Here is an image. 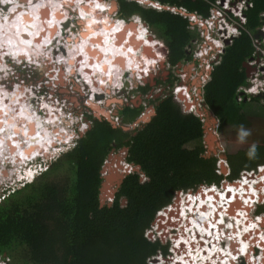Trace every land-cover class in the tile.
Here are the masks:
<instances>
[{
    "label": "trees",
    "instance_id": "obj_1",
    "mask_svg": "<svg viewBox=\"0 0 264 264\" xmlns=\"http://www.w3.org/2000/svg\"><path fill=\"white\" fill-rule=\"evenodd\" d=\"M117 1L119 18L139 14L156 31L164 46L162 56L166 64L173 67L193 58L189 47L199 32L189 28V17L169 9L145 7L136 0ZM158 1L185 7L189 13L197 12L207 18L211 1L215 0ZM252 3L245 10L247 21L241 34L226 46L204 86V104L216 114L221 125L249 124L243 110L245 102L238 100L237 93L240 86L247 84L243 63L256 50L250 34L256 33L262 24L264 0ZM136 20L140 21L138 17ZM176 79L172 74L166 82L168 92L149 100L152 109L146 120L132 130L121 123L114 125L105 110L97 116L84 112L92 125L84 133L79 131L76 145L52 160L38 179L6 193L0 200L1 258L12 259L14 263L10 264H150L148 259L158 252L169 253L168 235L160 233L155 241L145 236L158 211L173 202L175 193L225 179L224 174L216 172L217 156L208 155L204 145L187 146L205 135L204 124L201 116L184 112L176 100L170 90ZM156 81L162 83L159 78ZM139 89L147 95L151 85ZM126 100L128 103L121 104L118 115L128 125L142 117L145 107L129 103L132 100L127 97ZM115 150L126 152L125 160L135 169L125 170L120 185L114 187L116 191L112 194L113 188H109L103 195L102 170ZM248 151L230 159V178H238L242 169H254L264 160V155L249 159ZM257 153H264V147L257 146ZM122 158L118 154L111 166ZM205 201L202 199L207 205ZM198 212L205 213L203 209ZM203 235L208 243L204 249L191 245L192 254L185 258L177 251L176 257L182 264H202L205 259H213L216 249L223 248L219 242L212 243L224 242L223 236L219 240ZM178 243L182 245L181 241Z\"/></svg>",
    "mask_w": 264,
    "mask_h": 264
},
{
    "label": "rangeland",
    "instance_id": "obj_2",
    "mask_svg": "<svg viewBox=\"0 0 264 264\" xmlns=\"http://www.w3.org/2000/svg\"><path fill=\"white\" fill-rule=\"evenodd\" d=\"M6 1L12 2L11 3L12 5H8L6 8H4V15L0 16V26L2 25V28H4V29L0 28V54H1L0 55V70L3 68L2 64L4 65L5 68H8L10 70H8L4 73H0V77L2 80L0 82V94L2 92L5 93L6 91H9L10 95H13L12 94L13 90L17 89L18 86L21 85L22 89L25 90V92H23L21 94L18 93L17 96H19V97L23 96V98H21V101H18V99L15 98V100L17 102L14 100L12 102V104L15 105L17 103V105L22 106L23 109L30 112L32 110V108L36 109V106L39 103L37 97H41V95L45 96L44 99L42 98L44 100L43 103L47 102V104H49L51 102L54 106L55 104L53 101H55V99H52L51 94H50V92L54 89L56 92H58L57 96L61 98V99H57V100H60V102H62L61 107L63 108V111L60 113L61 115L58 116V119L60 120V122L62 121L61 123H64V126L67 129V131L64 130L66 132L64 134V136L67 139L69 138V136L71 134V130L74 131L75 130L74 128H76V126H77V128L79 127L80 132L84 133L88 129V127L92 125V121L90 118H89V120H86L87 115L94 114L97 116V115H100L99 111H104V110L106 111L107 118L114 125H118L121 123V125L127 130H132V129L136 128V126L139 123H141L143 120H146V116L149 114V111L152 109L149 100L153 96L159 95V93H162L166 90L168 92L169 89H167L166 82L169 81L170 76L173 74L178 79L175 80L174 85L172 86V89H170V90L175 95L176 100L180 103L184 112L188 111L186 113H193V114L201 116L203 124H204L203 128H204L205 135L197 141L190 142L187 146L188 147H194L197 145H204L208 155H215L218 157L216 167L219 170L216 169V172L218 174H221L220 170H222V172L224 171V176H225L226 182H224L223 180H225V179H223L218 184H212V185H215V186H218L219 188H222V185H221L222 183H227L228 185L234 184V182L242 176V174L244 173V169H242L240 171L238 178H236V179L230 178L231 171L233 172V164H232V160H230V159H232L233 156L238 155L239 153H241L243 151L250 150L253 144H255L256 146L264 147V98L261 97V98H259V100H253L252 99L253 96H257L259 93L264 92V89H261L260 87H258V90L256 91L257 94H251L250 95V97H251L250 101L247 99L248 95H249L247 93L245 94L247 96V98L239 100V94L241 92H243V90H239L240 88L238 89V93H237L238 100L245 102V106H244L243 110L247 114L246 117L249 120V124H246V125L224 124L223 127H221V126L218 127L219 126L218 125L219 124L218 117L207 105L204 104V86L210 80V70H206L207 68H205L201 64V61H202V63H204V62H206V60L199 58L200 57L199 48L201 47V44L203 41V39H201L199 36H198L199 38H197L198 42L195 44V41L193 40L191 47H189L190 52L194 54L191 61L188 60L184 63H180L177 66L172 67L170 64H166L165 59L162 56L163 51H164V46H162L161 41L159 40L156 31L153 30L148 25V23L142 19V17L139 14L128 16L124 19L129 21V23L133 22L132 24H135L137 22H140V21L136 20V17L138 16V18L140 20L142 19L141 23L144 22V24L150 28L151 34L154 37L153 38L152 36H150L152 38L151 46H149L148 43H146V39L143 37L141 41H142V44L144 46L145 45L146 46H145V48L143 47L142 48L143 50L139 51V52H142L144 54L149 53L150 55L153 56V59L155 60V62L152 65H150V61L147 62V60H145V62H144L145 65L144 64L142 65V63H140V67L134 68L135 71L130 70L129 73L126 74L124 80L127 82L130 80V87H132L131 90H128L126 88H125V90L124 89L123 90L117 89L120 87V84H117L116 82H115L116 85L114 82H109L106 84L107 80H106V78L102 77L103 73H99L97 75V77L95 78V81L97 83L96 88H94L91 84L88 87H86L85 83L77 77V74L75 71V66L77 68L79 66H78V63L76 62V60L74 59V62L72 64H70L68 62V59H71L74 56H71L70 52L66 53L65 51H67V45H72L73 41L76 37L80 38V36H79V35H81L80 31H84L85 38L89 39L90 42H92L91 40H93L95 44H98L99 41L101 40L102 34L100 33L101 36L98 35L99 29L97 28V25L91 24L88 21H87L88 23L86 24L84 21H82L77 16V13L75 10L77 6H75V4L71 5V4H68V2L63 3L64 7L68 11V13L66 12L67 14H64L63 12L54 13L55 10L52 7L53 5H49L48 7H44V10H45V11L43 10L44 11L43 12L44 17H47L49 20L52 19V21L51 20L50 21L53 25L50 27L51 29L48 30V32L51 31L52 34L48 35V36L39 37V38H37L36 42H40L42 44V43H44L43 41H44L45 37H47L48 38L47 40H49L50 38H53L54 33L55 34L57 33V35H59L57 37H59L61 39L66 38V41L61 40V39H59L61 41L56 39V41L53 43H52L53 40L47 41L48 47H46L42 51L38 48L37 45L35 48H32V49L29 48V49L33 52V56L35 58L39 59L37 63H39V62L45 63V61H47V59H49V61L52 62V64L53 63H55V64H53L52 67L48 70H43V67L39 66L37 64H36V66L29 68V66H26L24 64H19V61H17L16 63H12L13 65H7V59H9V57L7 55L8 54L12 55V53H17V51H15V50H13L11 52L8 49L9 47H7L8 41L5 37V35H9V34L15 35L14 34L15 31L17 32L15 27L13 28V25H11V22H9V20H10L9 15L10 16H11V14L14 15L15 11H16L17 14L21 12L26 17L29 15V14H26L27 11L33 12V10L30 7L31 6L30 2H32V3L34 2V4H35L34 6L36 9V7H38V8L40 7L39 5L42 3V1H40V0L39 1L38 0H32V1L31 0H20L19 1L20 3L17 4L18 0H0V3L2 4ZM49 1L51 3L55 2V0H48V2ZM58 1H60V0H58ZM74 1H72V2H74ZM113 1L116 2L115 3L116 6H114ZM153 1H155V0H153ZM69 2L71 3V1H69ZM76 2H77V0H76ZM97 2L100 5L99 7H101L100 13H102V12L104 13V16L106 17L107 23H109L111 21L112 23H114L119 28V32H121L122 30L120 28H122L123 25H121V24L123 22L121 19H119V14H118L119 3H118V1L117 0H97ZM214 2L212 1V3H214ZM140 5L145 6V7H151L150 6L151 4L148 5V4L142 3ZM113 7H114V9L112 11H110L111 8H113ZM169 10L176 13V14H179L177 11L175 12L171 9H169ZM43 14L40 17H42ZM190 14H199V13L194 12V13H190ZM263 16H264V12L261 13L262 24L260 27H258L257 32L260 29H262L264 31ZM31 17H33V16L31 15L30 18ZM185 18H187V17H185ZM197 18L200 19L199 16H197ZM246 18H247V16H246ZM32 19H34V17ZM66 19L68 20V21H66L67 25L65 26V23L62 22L61 24H63V26L61 27L60 21H62V20L65 21ZM118 19L121 20V22H119ZM31 21L28 20V23H30ZM246 21H245V23H246ZM7 22H9L8 26L12 27L14 29L13 31H12V28H9V27L6 28L7 30H5L4 24ZM100 22L103 23L101 20H100ZM245 23H243V27H244ZM126 24L128 25V22ZM196 24L197 23H195V25L190 23L189 28L191 30L196 29V28L199 30V28L196 26ZM144 26L142 25L140 27H144ZM42 29H44V27H42ZM137 30H138V26H137ZM25 32L30 33L31 31L29 30V28H28V30L26 28ZM257 32L253 33L254 39H261L262 41H264V35L263 36L260 35L259 37H255ZM17 34H18V32H17ZM116 34H119V33L117 32ZM142 35H144V34H142ZM27 36H28V34H27ZM33 36H35V35H33ZM21 39H28V37L27 38L24 37ZM80 41H81V39H80ZM232 41H233V39L230 40L229 44H231ZM10 42H12V41H10ZM17 43L21 44L18 41V39H17ZM212 44H213V42H212ZM214 47L217 48V46H214ZM146 49H150V51H145ZM36 51H38V52H36ZM64 52L68 56H66ZM49 53H51V56H56V57H52L53 60L58 59L59 63L61 61H63L62 65H59V63H57L56 61L53 62L52 59L49 56H47ZM146 56L148 57L147 54H146ZM207 56L208 55H205V52L202 55V57H205L206 59L208 58ZM64 57L66 58V60L63 59ZM10 62H11V59H10ZM194 62H197V64H195ZM86 63H87V61H86ZM132 63H134V61ZM70 66H72L74 68V79H75L74 88L75 89H73L71 84H68V81L70 79L68 69ZM141 68H143V69H141ZM27 69H29V70L27 71ZM59 69H60L61 74L59 72ZM131 69H133V68H131ZM139 69H141V70H139ZM261 70H264V69L262 67H260L258 70H255V72L253 74L251 73L252 75L248 76L250 81H251L252 77L257 73V71L261 75H264V72H261ZM205 71H206V74H205ZM11 72H14V74H11ZM249 72H252V70H250ZM8 73H10V74H8ZM51 73H53V74H51ZM99 76L103 78V79L101 78V80L104 82V85L102 88H101V80H100ZM158 78L162 81V83H157L156 79H158ZM17 82L19 84H17ZM146 84H150L151 89L148 90L147 95H145V94L142 95L140 93L139 87L144 86ZM40 85H41V88H40ZM245 86H248V85H245ZM109 87L111 88V91L107 90V89H109ZM185 87L189 90L190 95H191V102L195 105L196 109L195 108L184 109L185 108V105H184L185 100L187 101V99L185 97H181V95L182 96L184 95L183 89ZM95 90L99 91L98 97L96 95H94ZM130 91H133V92H130ZM13 93H16V92L14 91ZM126 97L128 99L132 100V101H129V103H132L133 105H138V106L143 105L145 107L144 110L146 113V114L142 113L141 118H138L136 120V122L130 123L128 125L125 123H122L121 122L122 118L118 115L119 109L122 107L121 104L128 103V102H126L127 101ZM258 97H260V96H258ZM4 98H5V95L2 96V99H4ZM43 103H42V105H43ZM0 109H3V108L0 107ZM89 109H91L94 112H91ZM58 111H60V108H58ZM85 111L88 112L87 115L84 113ZM144 114H145V116H144ZM41 116L42 117H40L41 118L40 119L41 120L40 128H43V126L46 125V129L49 130V127H50L49 123L43 121L44 116L42 113H41ZM47 120H49V118ZM53 124H58V123L53 122ZM35 127H37V125H35ZM56 127H58V126L56 125L55 128ZM241 129L250 133V135H248L245 138L244 142H241L239 140V133H240ZM24 137H26V135L20 136V140L24 141L25 140ZM78 139L79 138H77V140ZM74 143H75V141H73V143L70 147H72L74 145ZM76 143H77V141H76ZM70 147L64 146L65 149L63 148L62 153L69 150L68 148H70ZM59 149H60V147H55L50 152H54V151H57ZM18 151H19V149H18ZM18 151H17V153H19ZM118 152H119V150H115L114 152H112L110 157L105 161L106 167L103 168V170H102V175L105 177V180L103 181V186H102L103 187L102 188L103 195L105 194L106 191L108 192L110 190L109 188H113V190L111 191L112 194L116 191V188L114 189V187H117L120 185V183L123 179V175L125 174L124 173L125 170H127L129 172L130 169H132V168L135 169V166H133V164H130L132 167L128 166V162L124 158V155L127 156V153L124 151L121 153H118ZM118 154H121L123 156V158H122L123 160L119 161L117 163V165L111 166V163H110L111 160L115 159ZM218 154H222L224 157L228 158V159L223 158L224 160L222 159L223 160L222 169H220V164H221L220 162L222 160H220L221 158H219ZM262 155H264V153H262V154L257 153V156L254 159H257V158L261 157ZM13 156H14L13 154L8 152L7 159H6V160H8V162H6V160L2 162L0 159V162L2 163V165L1 164L0 165H1V168L3 169V170L0 169V190L2 188L7 187L6 185H8L10 183H14V186L18 187V183L16 180L18 177L17 175H19L21 172V169L16 168L14 166V165L18 166L17 162L16 163L13 162V164H10V158H8V157H12L14 159ZM32 156H35V155L32 154ZM220 157H222V156L220 155ZM233 159H234V157H233ZM35 160L37 161L38 159L36 158V159H34V161ZM261 161H264V160H261ZM229 163H230L232 170L230 169V166L228 165ZM261 164H264V162L258 164L256 166V168H254V170L255 169L258 170V166ZM108 165H110V166H108ZM121 165H123V167H121ZM247 170L251 171L252 169L251 170L247 169ZM4 171L9 175H7V174L4 175V173H3ZM36 179H38V178H36ZM223 187H224V185H223ZM199 189L200 188L195 187V188H191L190 190L188 189L186 191H192L191 193L198 192V191L201 192ZM202 193H203V191L201 192V194ZM112 194L110 197H113ZM178 194L179 193H175V196L173 197V202L169 204V205H171V207L169 208L170 210L176 208L175 204H178V201L180 200V198H178ZM2 198H3V195H0V200ZM108 200H111V199L108 198ZM260 203L261 204H258V207H260L259 210H256V211L251 210V213L253 214L252 220L255 219L254 214L255 215H259L261 213L264 214V205H263L262 201H260ZM169 205H167L165 207H168ZM177 208H176V210H178ZM166 211H169V210H166ZM175 212H177V211H175ZM170 214L173 216L179 217L178 212H177V215H175L174 213H170ZM228 219H229V217H228ZM157 220L158 219L156 218L155 224L150 227V230L157 229V225H156ZM261 220H262L261 222L263 223L262 225H264V216L262 217ZM225 221H227V220H225ZM179 222H181V221H179ZM206 222L209 223L208 220ZM161 223H162V221L160 220L158 222L159 228L157 229L156 233H158V235L160 233H164V234H168V236H170V232L168 230L174 229L172 227H175L176 225H174V223H172V224L169 223L168 220L163 225H161ZM193 223L196 224V221L193 220ZM225 229L227 230V227H225ZM148 231H149V229L147 228L146 232H145V236L149 240L155 241L156 239H151L148 237V235H147ZM238 234H239V231H238ZM223 245L224 246L228 245V240H226V238H224ZM171 246H172V243H171ZM171 246H170V244L168 246L169 252H171ZM188 254H190V255L192 254L190 252V249H188ZM261 254H262V252H261ZM157 257H159V252L156 255L150 257L148 259V262L150 264L151 263H153V264H160V263L166 264L162 260H160V261L157 260L156 259ZM166 259L167 258L164 257V260H166ZM225 260H228V258L223 257L222 261L225 262ZM250 261H251L250 259L248 260L245 257L244 258L241 257L237 260V262L235 264H251ZM12 262H13L12 259L6 258V260H4L3 258L0 257V264H10ZM252 264H254V263H252Z\"/></svg>",
    "mask_w": 264,
    "mask_h": 264
},
{
    "label": "bare ground",
    "instance_id": "obj_3",
    "mask_svg": "<svg viewBox=\"0 0 264 264\" xmlns=\"http://www.w3.org/2000/svg\"><path fill=\"white\" fill-rule=\"evenodd\" d=\"M19 1L20 0H18V3L17 2L16 3L19 4L20 3ZM40 1H42V3L39 5L40 7L39 8L36 7V9L34 6L35 5L34 2L33 3L30 2V4H31L30 7L34 13L32 11H27L26 14H29V15L25 17L23 13L20 12L17 14V12L15 11L14 15L13 14H11V16L9 15V19H10L9 22H11V25H13V28L15 27L18 34L20 35V38H24V37L27 38L28 37V39H21V40L26 41V43H29L30 41H34L36 43V45L38 46V48L42 51L43 49H45L47 47V45H48L47 41L53 40L55 38V36H57V33L56 34L54 33L53 38H50L49 40H47L48 38L45 37L44 41H43L44 43L41 44L40 42H36L37 38L43 37V36H48V35L52 34L51 31L48 32V30L51 29L50 27L53 25L51 23L52 19H50L51 20L50 21L47 17H44V14H43V12L45 11L44 7H48L49 5H53L52 7L55 10L54 13L63 12L64 14H67L68 11L64 7L63 3L68 2V4H71V5H73V3H74L75 6H77L75 9L77 16L82 21H84L86 24L88 22L91 24H96L97 28L99 29L98 35L101 36V34H102L101 40L99 41V43L95 44L93 40H91L92 42H90L89 39L85 38L84 31H80V34H81V35H79L80 38L76 37L74 39L72 45H67V51H65L66 53L70 52L71 54L70 53L69 54L71 56H76V57H73L71 59H68L69 62L72 63V62H74V59L76 60V62L78 63V66H79V70L83 74L84 79L86 81H88L94 88H96V86H97V83L95 81V76H97L99 73H103L102 77H108L109 82H114V83L116 82L117 84H119V81L122 79V77H121L122 73L124 71H130V70L135 71L134 68L140 67V63H142V65L143 64L145 65V63H144L145 60H147V62L150 61V65H152L155 62V60L153 59V56L150 55L149 53H146L148 55V57H147L146 54L139 52V51H142L143 50L142 48L144 47V45L142 44V41H141L143 37L146 39V43H148V45L151 46L152 38L150 37V35L148 33H146V27L144 26V23H143L144 27L138 26V30H137L136 24L128 23V25H127L126 24L127 22L122 23L121 25H123L122 26L123 29L120 28L122 31L119 32V28L114 23H112L111 21H110L111 24H110V22L107 23L105 16L100 18L102 16V13H100V11H99L100 5L97 2V0H77V2H72L74 0H71V3L69 2L70 0L69 1L68 0H60V1L55 0L54 3H51L50 1L48 2V0H40ZM86 1H87V3H85ZM90 3H92V5ZM113 9H114V7L111 8L110 11H112ZM42 14H43V16L40 17ZM31 15L34 17V19H32L33 17L30 18ZM28 20H30V21L32 20V21L30 23H28ZM100 20L103 23H101ZM66 21H68V20L66 19L65 21L64 20L60 21L61 27L63 26V24H61L62 22H64L65 26H66V24H67ZM9 22L4 24L5 30H7L6 28L9 27L8 26ZM119 22H121V20H119ZM140 24H142V23L139 22V25ZM42 27H44V29H42ZM0 28H2V25L0 26ZM9 28H12V27H9ZM13 28H12V31L14 30ZM26 28H27V30L29 28V30L31 31L29 33L30 35H28V36H27V33L25 32ZM2 29H4V28H2ZM128 30H129V34H128ZM23 31L25 33H23ZM117 32L119 34H116ZM131 33H134V35L131 36ZM135 34H137V35H135ZM142 34H144V35H142ZM33 35H35V36H33ZM122 35H124L123 39H121ZM5 37L8 41L7 47H9L8 49L11 52L13 50H15V51H17L18 54L24 55V52H23L24 49L30 51L31 48L27 49L28 47L25 48V46L17 43V39H16L15 35L9 34V35H5ZM128 37H129V41H128ZM29 38H31V39H29ZM80 39H81V41H80ZM61 40H63V38ZM10 41H12V42H10ZM30 45H31V43H30ZM145 51H150V49H146ZM36 52H38V51H36ZM17 53H15V54H17ZM66 53H65V55L68 56ZM65 57H64V59H66ZM86 61H87V63H86ZM133 61H134V63H132ZM50 67H52V65H50ZM131 68H133V69H131ZM141 69H143V68H141ZM141 69H139V70H141ZM2 70H3V68L0 70V73H2ZM27 71H28V69H27ZM53 73H51V74H53ZM60 74H61V72H60ZM102 77L99 76L100 80ZM1 81L2 80L0 77V82ZM82 81L84 82L83 79H82ZM84 83H85L86 87H88L86 82H84ZM116 83H115V85H116ZM17 84H19V83L17 82ZM103 85H104V82L101 80V88L103 87ZM18 90H21V89H19V88L15 89L16 93H13V95H10L9 91H6L5 92L6 94L4 92H2L0 94V107L3 108V111L2 112L0 111V159L2 162L5 161L7 159L8 152H10L11 154L14 155L13 156L14 159L12 157H8V158H10V161L12 159V164H13V162L18 163L17 164L18 166L14 165L16 168H19L22 165L28 164L31 160V157H33L32 154L36 155L41 150H45V149H48L50 146H54L55 142H56L55 138L50 134L49 130L46 129V125H44L43 128H40V126H41V120L40 119L41 118L36 114V112H32V110H31L30 111L31 113H30L27 110L23 109L22 106L17 105V103L15 105L12 104V102L15 100V98H17L18 101H21L22 97L17 96ZM97 93H99V91L95 90L94 95L97 96ZM3 95H5L4 99H2ZM53 117L54 116L48 117L49 120H47L48 118H45V119L43 118V121L49 123L51 120L57 118V117H55V118H53ZM2 121H4V122H2ZM56 123H58V122L56 121ZM35 125H37V127H35ZM58 128L59 127H56L55 129L58 131ZM24 135H26V137H24L25 140L21 141L20 136H24ZM18 149H19V151H18ZM17 151L19 153H17ZM6 162H8V160H6ZM0 164L2 165L1 162H0ZM1 165H0V169H2ZM222 167H223V165H222ZM3 173H4V175L7 174L5 171ZM249 176L250 175H247L245 180L242 182L243 184H249V187H247V185L238 186L237 184L236 185L229 184L230 187L228 188L227 192H225L224 189L223 190H217L216 188H212L213 190H216V192H217L216 194H214L211 190L207 193L206 197H204L205 195H203V193L198 196L200 203L203 205V207L201 209H203V211H205V213L199 212V214L200 215H205V214L211 215L212 213H215V219H211V217H209L207 219L209 221V223L207 224V222H205V220L203 222V219L201 216H199V219H198L197 216L193 215L190 218L191 222L187 223L188 225L191 224V227L187 229V231H188L187 234L192 236L191 239L189 240L187 235H184L183 233H181V236L179 237V241L182 242L183 240H187L188 249H190L192 247L191 245H194L193 242H196V244L194 245V249H196L198 247L199 250H202V248H200L201 247L200 245H203V243L201 240H199V236L203 240V239H205L203 234H205V235L209 234V235H212L214 237H217L219 240L223 236L224 238H226V240H228V246H229L227 249H224V248L220 249V247H219L212 254L213 259L212 260H206L205 259L203 261V263L206 261H210L211 264H227V263L228 264H234L235 262L233 261L232 257L237 258L239 255L237 239H240L241 243L243 245V253H241V255H243L246 252L247 240H245L243 238L244 233H246V232H248V234H250L251 236L254 235L256 237L252 241V244H258L260 242V244L263 245L262 248H264V225H262L263 223L258 222V221H252V219L250 218L251 222H250V224H247V222H243L245 217L240 216L241 220L236 218V221L238 222V227H237L238 229H236L233 218H231V221L229 223L227 221H225V220H227V216H225V214L223 213V209H222L224 206L227 207V204H224V203H226L227 200H229V201L234 200L235 198H237L238 195H240L241 198H244V200L246 201V204L255 203V201L257 200V196L258 197L261 196L262 192H264V177L255 178L254 176L251 175L252 178H249ZM257 183H259L261 185L260 189H259ZM248 188H250L251 192L248 191ZM230 193H232V195ZM230 196H231V198L229 199ZM187 197H188L189 201H194V200L197 201V195L189 194V195H186L185 197H182V202H183L182 208H183V210H182L181 215H182V217L185 218V220H188V217L185 216V214L187 212V207L185 206V204L188 203ZM254 197H256V198H254ZM204 198L207 201V205L202 203V199H204ZM230 206H232L231 203H230ZM177 209H179V208H177ZM216 209H218V211H216ZM209 210H211V211L208 212ZM232 210L235 211L234 208H232ZM170 213H173L172 210L170 211ZM218 213H220V215L222 214L224 216V217L222 216L223 219L220 218V221H222V225H219L216 221V217H217ZM237 217H239V215ZM193 220L196 221L195 226H193V224H192ZM226 224H228L229 227H231V228H227V230H226L225 229V227H227V226H225ZM212 226L218 227V229L213 230ZM238 231H239V234H238ZM231 238H233V239L231 240ZM250 243H251V241H250ZM196 245H198V246L195 247ZM263 254H264V252H263ZM175 255H177V251H176ZM223 257H227L228 260H225V262H221L220 260ZM252 260L255 263L256 262L257 263L258 262L264 263V255L263 256L261 255L258 258L252 256Z\"/></svg>",
    "mask_w": 264,
    "mask_h": 264
},
{
    "label": "built area",
    "instance_id": "obj_4",
    "mask_svg": "<svg viewBox=\"0 0 264 264\" xmlns=\"http://www.w3.org/2000/svg\"><path fill=\"white\" fill-rule=\"evenodd\" d=\"M137 2H139L140 4H151L150 6L153 8H156L158 10H162V9H171L173 11H177L179 14H181L184 17H189V20L191 21V24H196V26L199 28V30L197 29V31L199 32V37L201 39H203L201 47L199 48V54H200V59H204L206 60V62L201 63L202 66L206 67V70H210L213 68V66L215 64H217L219 62V57L220 54L224 51V46L225 43L224 41L227 39H233L234 37L238 36L241 33V30L243 28V23H245V21L247 20L246 18V14H245V10L248 9L249 7H252L253 3L252 0H216L214 3H212L211 1V8H210V16L205 18L200 14H190L188 12V10L184 7H177V6H170V5H166L163 4L162 2L158 1V0H136ZM197 16H199L200 19L197 18ZM123 22L125 21L124 19L122 20ZM193 25V26H194ZM197 37V38H199ZM221 38V39H220ZM195 44L198 42V39L194 40ZM213 42V44H212ZM221 44V45H220ZM214 46H217V48H215ZM254 46H255V57L254 59H252L249 64L251 66H255L256 70H258L260 67L263 68L264 66V41H262L261 39H254ZM208 55L207 59L205 57H202V55L204 54ZM260 60V62H259ZM264 69V68H263ZM261 72H264V70H261ZM258 87H260L261 89H264V75H261L258 71L257 73L252 77L251 81L248 83V86H241L239 87V90H243V92H241L239 94V100H242L244 98H247V96L245 95L246 93L249 94L248 95V100H251L250 95L251 94H257V90ZM184 91V95L181 97H185L187 99V101L185 100V108L184 109H192L195 108V105L191 102V95L189 90L185 87L183 89ZM259 93V92H258ZM188 112V111H186ZM146 114V113H145ZM144 114V115H145ZM223 158H221L220 160H222ZM224 160V159H223ZM223 160L220 162V169H222V162ZM128 166L132 167L130 164H128ZM127 169V168H126ZM219 170V169H217ZM224 172V171H223ZM222 170H220V173H223ZM259 177H264V165H259L258 166V171L255 169H252L251 171L249 170H244V173L242 174V176L240 178H238V180H236L234 182V185H238L241 186L243 179L245 180V178L247 177V175H250L249 178H252L251 175L253 174H257ZM143 177L145 178V176L143 175ZM224 182H226V179L223 180ZM222 187L224 185V187H226L224 189L225 192H227L228 188L230 187V185H228L227 183H222L221 184ZM244 186V185H243ZM205 189V196L207 195V193L209 191H211L209 185H204ZM180 196L185 197L188 193H184V191H181ZM232 195V193H231ZM256 198V197H254ZM230 199V197H229ZM263 203H264V196L260 199ZM183 203V202H182ZM230 203L232 204V206H230ZM246 203V201H245ZM187 204V203H186ZM185 204V206L188 209V212H186L185 216L187 215H191V212H193L192 210V206H187ZM227 207H223V213L225 214V216H227V222L229 223L231 221V218L234 219V223H235V228L238 229V222L236 221L237 216H244V220L243 222H247V224H250L251 220V210L256 211L258 209V205L256 204L255 207L252 206L251 208H248V206L243 205V204H238L237 203V199L235 198L234 200H227L226 203ZM223 204V205H224ZM200 206V205H199ZM171 205H169L168 207H164L162 210H160L158 212V216H157V229L159 228L158 226V222L161 220L162 224H165L167 221V218L169 217L168 215L170 214V208ZM254 207V208H253ZM202 207H199V210ZM232 208L235 209V211L232 210ZM169 210V211H166ZM181 210H183L182 206H181ZM198 210V211H199ZM260 216L264 215L263 213L259 214ZM259 215H255V220L253 219L252 221H257L260 216ZM197 216V218L199 219V216L202 217L203 222L204 220L206 221L209 217H211V219H215V213H212L211 215H200L199 212L195 215ZM223 215L220 213H218L217 217H216V221L219 225H222V221H220V218L223 219L222 217ZM161 217V218H160ZM229 217V219H228ZM164 219V220H163ZM172 219H175L174 216H172ZM252 219V218H251ZM190 220V218H189ZM214 221V220H213ZM208 224V223H207ZM227 228H231L228 227L229 225L226 224ZM191 227V224H183L181 223L180 225H178V227H173L175 229V231H173L170 236H169V240L172 243L171 246V251L173 252V254L168 258V264H182L181 261L179 259H177L176 257V251H179V254L185 258L186 255L188 254V242L187 240H183L182 241V245H179L178 241H179V237L181 236V233H183L184 235H187L189 240L191 239L192 236H190L187 231L188 228ZM212 226L213 230L218 229V227ZM157 229L155 230H150L148 231L147 235L149 238L151 239H156L157 238ZM206 236H210L209 234H207ZM254 235H250V240L253 241L254 240ZM244 238H247V235H244ZM256 238V237H255ZM199 240L202 241L203 245H200V248H205L207 245V241L205 239H201L199 236ZM212 243H215L216 245H218V242L220 244L223 245V242L221 241H214L212 240ZM193 244L195 245L196 242H193ZM260 244V242L258 243ZM198 245H196L195 247H197ZM260 247H263L262 244L259 245ZM225 247H229L228 245H225ZM263 250V248H262ZM252 252H255V250H252ZM160 254V252H159ZM162 256L159 255V258H161ZM223 259V258H222ZM221 259V262H223ZM233 260L236 259V257L232 258ZM252 263V262H251ZM201 264V263H200ZM202 264H211L210 261H206ZM228 264V263H227Z\"/></svg>",
    "mask_w": 264,
    "mask_h": 264
},
{
    "label": "clouds",
    "instance_id": "obj_5",
    "mask_svg": "<svg viewBox=\"0 0 264 264\" xmlns=\"http://www.w3.org/2000/svg\"><path fill=\"white\" fill-rule=\"evenodd\" d=\"M138 17V16H137ZM136 17V18H137ZM141 18V17H140ZM124 19V18H123ZM125 21L123 22V23H126V22H128L129 23V21H127L126 19H124ZM142 20V19H141ZM141 20H140V22H141ZM135 21V20H134ZM144 23V22H143ZM145 25V24H144ZM145 27H146V33H148L150 36H152L153 37V35L151 34V31H150V28L147 26V25H145ZM137 35V34H136ZM239 36V35H238ZM237 37V36H236ZM137 38V37H136ZM154 38V37H153ZM235 38V37H234ZM233 38V39H234ZM144 43V42H143ZM224 43H225V46H224V50H225V48H226V46H227V44H226V40L224 41ZM146 46V45H145ZM144 46V47H145ZM194 55V54H193ZM191 61V60H190ZM159 62V61H158ZM201 63H202V61H201ZM206 68V67H205ZM263 68H264V66H263ZM127 73H129V71H124L123 73H122V79L119 81V84H120V87L119 88H117V89H120V90H125V88L126 89H128V90H131L132 89V87H130V80L127 82V81H125L124 80V78H125V76H126V74ZM137 89V88H136ZM134 91V90H133ZM133 91H130V92H133ZM129 92V93H130ZM128 93V94H129ZM145 116V115H144ZM75 129V130H74ZM73 130L74 131H72L71 130V134H70V136H69V138L67 139L65 136H64V134L66 133H64L62 136H60V135H52L54 138H55V140H56V142H55V145L54 146H50L49 148H48V153H49V155H45V156H42V155H40V152L39 153H37L35 156H33L32 157V162L34 163V165H36V166H38L39 167V165L40 166H43V170H40L38 173H36L35 175H32L31 177H30V179H25L24 181H21L20 183H18V187H20V186H23L24 184H26L27 182H30V181H33V180H35L36 179V177L38 176V175H40V174H42L43 172H45L47 169H48V167H49V165H50V163H51V161L52 160H54L57 156H59L62 152H63V148H64V146H67V147H70L71 145H72V143H73V141H75V143H74V145L76 144V141H77V138H79V136H78V134H79V127L77 128V126H76V128H74ZM82 133V132H81ZM248 135H250V133L249 132H247V131H244L243 129H241V131H240V133H239V140L241 141V142H244L245 141V138L248 136ZM73 145V146H74ZM72 146V147H73ZM55 147H60V149L59 150H57V151H54L52 154L50 153V151L52 150V149H54ZM71 148V147H70ZM65 149V148H64ZM42 151H44V150H41V152ZM42 154V153H41ZM247 155H248V157H249V159H254V158H256V156H257V146L255 145V144H253L252 145V147H251V149L247 152ZM38 159L37 161L35 160L34 161V159ZM10 164H12V159H11V161H10ZM121 167H123V165H121ZM42 168V167H41ZM258 171V170H257ZM221 174H224V172L223 173H221ZM7 175H9V174H7ZM253 175V174H252ZM255 178H257V177H259L258 176V173L257 174H254L253 175ZM243 181H244V179H243ZM258 184V187H259V189L261 188V185L259 184V183H257ZM243 185H247V187H249V184H243L242 183V186ZM7 187H5V188H2L1 190H0V195H6V193H10V192H13L14 190H16L18 187H12V185L11 184H8V185H6ZM12 187V188H11ZM209 187L211 188L210 190H212V192L214 193V194H216L217 192H216V190H213L212 188H216L217 190H223V189H225L226 187H222V188H219L218 186H215V185H209ZM205 187H204V185H202L201 187H200V191L202 192L203 191V195H205ZM248 191H250V188H248ZM181 192V191H180ZM180 192H178V193H180ZM192 191H187V192H184V193H188L187 195H189V194H192V195H197V201L196 200H194V201H189V199H188V197H187V206H192V211L193 212H191V215H187V217H188V220H185V218L184 217H182V215H181V213H182V210H181V206H183V203H182V196H180V194H178V198H180V200L178 201V204H175V206H176V208L178 207L179 209L178 210H176V208L175 209H172V211H173V213L175 214V215H177V212L179 213V217H176V216H174L175 217V219H172V216L173 215H168L169 217L167 218V220H168V222L169 223H174V225H175V222L176 221H178V220H182V223L183 224H187V223H190L191 221L189 220V218H191L193 215H196L197 213H198V210H199V207H203V205L200 203V201H199V199H198V196L199 195H201V192H193V193H191ZM251 192V191H250ZM199 193V194H198ZM231 194V193H230ZM3 196V197H4ZM264 196V192H262V194H261V196H257V200L255 201V203H253V204H246L245 203V200H244V198H241L240 197V195H238L237 196V203L238 204H243V205H246V206H248V208H251L252 206H254L255 207V205L257 204H261L260 203V199L262 198ZM204 197H206V196H204ZM230 198H231V196H230ZM205 199V198H204ZM205 202H207V201H205ZM200 203V204H199ZM263 203V202H262ZM200 205V206H199ZM263 205H264V203H263ZM205 207V206H204ZM253 207V208H254ZM260 207H258V209H259ZM257 209V210H258ZM162 210V209H161ZM160 211V210H159ZM158 211V212H159ZM171 211V210H170ZM169 211V212H170ZM175 211H177V212H175ZM216 211H218V209H216ZM187 212H188V209H187ZM189 213V212H188ZM190 214V213H189ZM157 216H158V213H157ZM157 216H156V218H157ZM260 216V215H259ZM264 215H262V216H260V218L257 220L258 222H261L262 220V217H263ZM253 217V214L251 215V218ZM255 220V219H254ZM156 221V220H155ZM262 223V222H261ZM154 224H155V222H154ZM181 224V223H180ZM179 224V225H180ZM161 225H163L162 223H161ZM175 227H178V226H175ZM173 228V227H172ZM164 229V228H163ZM165 230V229H164ZM169 232H170V234L173 232V231H175V229H171V230H168ZM172 231V232H171ZM162 234H164V233H162ZM247 235V238H244V236H243V238L245 239V240H247V245H246V252L243 254V255H241V253H243V245H242V243H241V240L240 239H237V243H238V250H239V255H238V257L236 258V259H234L233 261L236 263L237 262V260L239 259V258H241V257H245L246 259H250L251 261L250 262H252V263H254V264H264L263 262L261 263V262H254L253 260H252V256L253 257H256V258H258L259 256H263L264 254H263V252H264V248H263V250H262V247H260L259 245L260 244H252V241L250 240V234H248V232H246V233H244V235ZM157 235H158V233H157ZM166 235H168V234H166ZM169 237V236H168ZM255 238V237H254ZM250 241H251V243H250ZM169 242H170V240H169ZM170 245H171V242H170ZM242 250V251H241ZM252 250H255V252H252ZM261 252H262V254H261ZM173 254V252L171 251V252H169L167 255H164L161 251H160V254L159 255H161L162 257L161 258H159V257H157L156 259L157 260H162V261H164L166 264H168L167 262H168V258L171 256ZM164 257H166L167 259L166 260H164ZM233 258V257H232ZM221 261V260H220ZM234 263V264H235ZM251 263V264H252ZM151 264H153V263H151ZM161 264V263H160Z\"/></svg>",
    "mask_w": 264,
    "mask_h": 264
},
{
    "label": "crops",
    "instance_id": "obj_6",
    "mask_svg": "<svg viewBox=\"0 0 264 264\" xmlns=\"http://www.w3.org/2000/svg\"><path fill=\"white\" fill-rule=\"evenodd\" d=\"M251 35V38H252V41H253V44H254V37H253V33H251L250 34ZM256 51V50H255ZM255 51H254V53H255ZM225 52V50L220 54V57H219V62L221 61V58H222V55H223V53ZM254 53L252 54V56H250L249 58H247L245 61H244V63L245 62H248V64H249V62L252 60V59H254V58H256L255 57V55H254ZM218 62V63H219ZM259 62H260V60H259ZM217 63V64H218ZM244 63H243V68L245 69V71H246V75H247V70H248V68L244 65ZM216 65V64H215ZM214 65V66H215ZM214 66H213V68H214ZM251 66V65H250ZM213 68L212 69H210V77H211V73H212V71H213ZM250 82V79H249V77H248V75H247V84H245V85H248V83ZM245 85H242V86H245ZM241 87V86H240ZM220 155L222 156V157H220ZM218 156H219V158H224V159H228V158H226V157H224L222 154H218ZM260 163H263V161H260ZM260 163H258V164H260ZM257 164V165H258ZM229 166H230V163L228 164ZM261 165H264V164H261ZM230 169L232 170V168H231V166H230Z\"/></svg>",
    "mask_w": 264,
    "mask_h": 264
},
{
    "label": "water",
    "instance_id": "obj_7",
    "mask_svg": "<svg viewBox=\"0 0 264 264\" xmlns=\"http://www.w3.org/2000/svg\"><path fill=\"white\" fill-rule=\"evenodd\" d=\"M115 1H113V4H114V6H116L115 5ZM263 19H264V16H263ZM67 25V24H66ZM263 36L264 35V31L262 30V29H260L258 32H257V34L255 35V37H259V36ZM124 35H122L121 36V39H123L124 37H123ZM229 43H230V39H227L226 40V44L227 45H229ZM244 65L248 68V70H247V75L248 76H251L254 72H255V68L253 67V66H250V64H248V62H245L244 63ZM250 70H252V72H249ZM252 73V74H251ZM250 74V75H249ZM99 96V94H97V97ZM257 96H260V97H263L264 98V92H261V93H259Z\"/></svg>",
    "mask_w": 264,
    "mask_h": 264
},
{
    "label": "flooded vegetation",
    "instance_id": "obj_8",
    "mask_svg": "<svg viewBox=\"0 0 264 264\" xmlns=\"http://www.w3.org/2000/svg\"><path fill=\"white\" fill-rule=\"evenodd\" d=\"M103 16H104V14L102 13V16H101L100 18H102ZM82 24H83V23H82ZM73 31H74V30H73ZM200 61H201V60H200ZM194 63L197 64V62H194ZM253 67L256 69L255 66H253ZM205 74H206V71H205ZM218 125H219L218 127H220V126L223 127V125H221L220 123H219ZM179 221H180V220H178V221L175 222V225H176V226H178L180 223H182V220H181V222H179ZM223 248H224V249H227V247H225V246H223Z\"/></svg>",
    "mask_w": 264,
    "mask_h": 264
}]
</instances>
